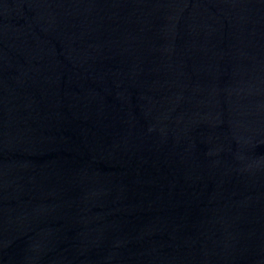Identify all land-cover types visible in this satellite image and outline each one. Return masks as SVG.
<instances>
[{"label": "water", "instance_id": "water-1", "mask_svg": "<svg viewBox=\"0 0 264 264\" xmlns=\"http://www.w3.org/2000/svg\"><path fill=\"white\" fill-rule=\"evenodd\" d=\"M0 264H264V0H0Z\"/></svg>", "mask_w": 264, "mask_h": 264}]
</instances>
